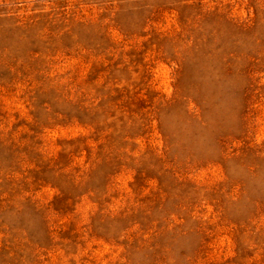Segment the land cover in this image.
<instances>
[{"label":"rangeland","instance_id":"1","mask_svg":"<svg viewBox=\"0 0 264 264\" xmlns=\"http://www.w3.org/2000/svg\"><path fill=\"white\" fill-rule=\"evenodd\" d=\"M0 264H264V0H0Z\"/></svg>","mask_w":264,"mask_h":264}]
</instances>
